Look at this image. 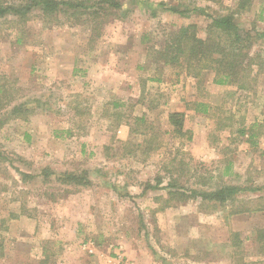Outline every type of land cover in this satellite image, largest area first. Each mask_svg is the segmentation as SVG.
I'll list each match as a JSON object with an SVG mask.
<instances>
[{
	"label": "rangeland",
	"instance_id": "rangeland-1",
	"mask_svg": "<svg viewBox=\"0 0 264 264\" xmlns=\"http://www.w3.org/2000/svg\"><path fill=\"white\" fill-rule=\"evenodd\" d=\"M236 1L151 0L155 17L133 6L104 20L61 15L45 24L34 11L24 26L0 23V264H264L254 242L244 240L234 258L230 246L232 232L244 239L264 225L257 212L228 216L254 208L258 193L213 211L166 188L172 180L186 194L264 184V135L252 146L237 132L264 123V74L253 94L157 59L170 32L195 24L204 38L208 16ZM262 2L236 21L264 30ZM254 50L264 52V39ZM193 102L208 113L195 114ZM18 104L25 118L10 117ZM172 111L185 114L190 141L171 134ZM44 167L87 171L91 185L23 182L16 171Z\"/></svg>",
	"mask_w": 264,
	"mask_h": 264
},
{
	"label": "trees",
	"instance_id": "trees-1",
	"mask_svg": "<svg viewBox=\"0 0 264 264\" xmlns=\"http://www.w3.org/2000/svg\"><path fill=\"white\" fill-rule=\"evenodd\" d=\"M253 0H237L233 8L226 7L222 15L208 16L209 23L205 28V37L198 35L195 24L181 26L178 30L168 34L163 46L157 51V59L162 60L165 66H182L185 73L195 79H199L204 73H212V83L218 86H231L236 91L257 93L259 77L264 74V52L254 50L257 41L264 39V30L253 31L243 28L237 21L236 16L250 8ZM163 4V3H162ZM164 5V4H163ZM133 6L143 7L150 12L151 17L157 15L156 6L151 0H0V23L10 22L18 26H24L31 18L34 11H37L38 18L45 24L56 22L59 16L67 20L83 16L90 21L104 20L115 12H122L125 16L127 9ZM170 8H165V10ZM264 11V0L260 4L259 17ZM179 15H189V10H173ZM10 18V20H7ZM20 42V38L16 39ZM153 81L160 82L159 78ZM1 92V90H0ZM117 107V104L115 105ZM192 109L195 114H207L210 106L202 102H193ZM24 104L12 106L9 115L24 117L26 115ZM24 114V116H23ZM185 114L183 112H169L168 123L171 126V134L175 137H186L191 140L190 132L184 130ZM135 121H144L140 117ZM2 124V122H1ZM239 135L246 136L247 142L255 146L259 137L264 135V123H253L247 129L237 131ZM228 170V169H227ZM20 180L26 182L38 177L42 183H48L53 177L54 180L66 187H88L91 185L87 171L53 172L49 167H44L39 174L30 176L19 172ZM158 179L156 186L148 184V189H156L160 185ZM169 196H178L181 199H199L200 204H210L213 211L226 208L228 204L236 201L239 194L250 192L262 193V188H241L237 185L220 184L214 188L190 189L189 194L176 185V180L167 184ZM264 195V194H263ZM258 204L252 209L244 206L233 208L228 216L249 214L264 211V196L257 199ZM239 232L230 234V246L235 250L234 256L240 255L238 249L242 247L244 240ZM252 242L257 245L258 256L264 257V227L253 231ZM235 264H243L241 258L234 260Z\"/></svg>",
	"mask_w": 264,
	"mask_h": 264
},
{
	"label": "crops",
	"instance_id": "crops-1",
	"mask_svg": "<svg viewBox=\"0 0 264 264\" xmlns=\"http://www.w3.org/2000/svg\"><path fill=\"white\" fill-rule=\"evenodd\" d=\"M264 144V143H263ZM263 185V186H262ZM262 185H260V186H257V188H262V193L260 192V191H258L257 193V195H255V196H253L256 200L257 199H259V198H261L262 196H264L263 194H264V184H262ZM252 197V198H253ZM257 215H261V216H264V211H260V212H257ZM264 227V225L263 224H260V225H254L252 228H251V230L249 231V234H245L244 235V238H247V240H245V241H247V242H252V237H253V231L255 230V229H257V228H263ZM248 233V232H247ZM244 241V242H245ZM187 263H190V264H194V262H187Z\"/></svg>",
	"mask_w": 264,
	"mask_h": 264
}]
</instances>
